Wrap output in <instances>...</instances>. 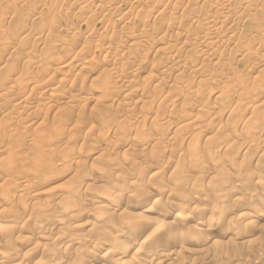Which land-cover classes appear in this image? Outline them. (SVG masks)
Returning a JSON list of instances; mask_svg holds the SVG:
<instances>
[{
	"label": "bare ground",
	"instance_id": "6f19581e",
	"mask_svg": "<svg viewBox=\"0 0 264 264\" xmlns=\"http://www.w3.org/2000/svg\"><path fill=\"white\" fill-rule=\"evenodd\" d=\"M0 123V264H264V0H0Z\"/></svg>",
	"mask_w": 264,
	"mask_h": 264
},
{
	"label": "rangeland",
	"instance_id": "374dc122",
	"mask_svg": "<svg viewBox=\"0 0 264 264\" xmlns=\"http://www.w3.org/2000/svg\"><path fill=\"white\" fill-rule=\"evenodd\" d=\"M151 58H152V59H151ZM162 58H163V57L160 56V55H156V56H154V55L152 56V55H151V56H150L151 61L153 60L154 62H156L157 65H160L161 63H163L162 61H164V60H162ZM133 69H135V68H133ZM149 101H150V100H149ZM212 101H213V100H212ZM132 108H133V106H132ZM118 112H119V111H118ZM121 112H122V111H121ZM123 113H124V112H123ZM114 115H115V116H119V117L123 116L122 113H119V114H118L117 112H115ZM51 120H52V119H51ZM51 120L49 121V123L51 122V125H49V127L52 126V124H53V121H51ZM121 121H123V119H121ZM3 124H4L3 126H5V127L0 126V127H1V129H0V136H2V137H4L3 134L5 135V133H6V130L4 131V129L7 128V127H6L7 125H6L5 123H3ZM0 125H2V123H0ZM2 128H3V129H2ZM3 131H4L5 133H4ZM84 132H85V131H84ZM83 135H84V133H83ZM113 136H114L113 138H115V139H114V143L116 144L117 142H119V138L117 137L116 134H113ZM115 140H116V141H115ZM80 144H81V143H80ZM117 144H118V143H117ZM90 148L92 149L93 147H90ZM76 149H77V148H76ZM88 149H89V148H88ZM77 150H78V149H77ZM89 150H90V149H89ZM93 150H94L95 152H93ZM93 150H92V151L90 150V152H89V153H90V154H89V155H90V158H88V160H86V159H87V158H86V159L83 161V163L80 164V166H79L80 168H81L82 166H83V168H84V167H85V168L88 167V166H85V165H92V164L94 163V160H95L96 163L93 164L94 166H93V165L91 166L92 168H95V166H96L97 163L99 164V159H98L97 157L99 156L100 152H98L99 150L96 151V148H93ZM93 153H94V154H93ZM87 154H88V153H87ZM91 155H92V156H91ZM107 156H108V155L106 154V157H107ZM92 159H93V161H92ZM85 161H88V162L85 163ZM90 161H92V162H90ZM101 162H102V160L100 161V163H101ZM89 163H90V164H89ZM91 163H92V164H91ZM98 166H101V164H99ZM96 167H97V166H96ZM85 168H84V171H85L86 169H90L89 167L86 168V169H85ZM81 169H82V168H81ZM81 169H80V170H81ZM64 170H65V169H64ZM64 170L62 169L61 172H64ZM80 170H79V171H80ZM82 171H83V169H82ZM82 171H80V173H84V171H83V172H82ZM59 173H60V172H58L57 174H55L56 176H54V177L52 176V177L56 179L57 177H59V176H57V175H60ZM65 173H66V172H65ZM65 173H64V174H65ZM64 174L61 173L60 178H58V180H57V179H56V180L54 179L55 181H54L53 178L51 177L52 179H49V180H48L47 182H45V184H44V188H46V190H49V191H50L52 188L54 189V191H53V189L51 190L52 193H54V194L52 195V193H50V194L52 195L53 198H57V197L61 194V191H64V190H61L62 187H63V189H65V187H67V183H66V182H68V180L66 181V179H67L68 177H70V175H69V174H67L68 176L65 175V176L67 177V178H65V176H62V175H64ZM6 176H7V175H6ZM8 177H10V175H9ZM6 178H7V177H6ZM59 179H60V180H59ZM51 180H52V181H51ZM51 182H52V183H51ZM64 182H65V183H64ZM53 183H54V184H53ZM59 185H60V186H59ZM47 186H48V187H47ZM51 186H52V188H51ZM58 186H59L60 189H59V188H56V187H58ZM61 186H62V187H61ZM55 188H56V189H55ZM58 189L60 190V192H59ZM55 190H56V192H55ZM59 193H60V194H59ZM56 196H57V197H56ZM132 201H133V203H135V202H136L135 198H134V200H132ZM57 214H58V213H57ZM57 214H56V215H57ZM58 215H59V217H60V215H61V216L64 217V218H65V217H68L69 215L72 216V214H69V215H68L67 213H66V214H65V213H59ZM71 216H69V217H71ZM69 217H68V218H69ZM72 217H73V216H72ZM72 217L69 218V221H70V222L73 221ZM66 219H67V218H66ZM70 219H71V220H70ZM73 223H74V221H73L72 223H70V224H73ZM0 225H4V223H0ZM255 235H257V234H251V236H250L251 238H250V237H249V238L252 239V240H254V239H256V238H254V237H257V236H258V235H257V236H255ZM42 237H43V236H42ZM38 240H40L41 243H39ZM42 240H43V238H38L36 241H34V243H33L34 245L32 244V245H33L32 247L27 248V251L30 250V249H32L35 245L38 246V244H43V241H42ZM36 242H37L38 244H36ZM209 243H211V242H208L207 245H205V247H206V248L210 247L211 249H214L215 247L212 245V243H211V244H209ZM208 244H209V245H208ZM196 246H197V247H196ZM188 247H189V248L192 247V248H194L195 250H199L201 246L198 245V244H196V245H190V246H188ZM198 247H199V248H198ZM0 250H1V249H0ZM25 251H26V250H25ZM27 251H26V252H27ZM21 256H22V255L20 254L19 258H21ZM30 257H31V255H30ZM30 257H29V258H30ZM30 259H31V258H30ZM196 261H197V264H198V262H199L200 260L198 259V260H196ZM177 263H178V262H177ZM177 263H176V262H173L172 264H177ZM208 264H215V263H208ZM217 264H219V263H217ZM220 264H223V263H220ZM224 264H228V263L225 262Z\"/></svg>",
	"mask_w": 264,
	"mask_h": 264
}]
</instances>
